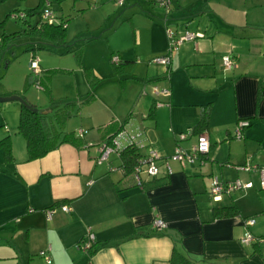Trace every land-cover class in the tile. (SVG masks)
Here are the masks:
<instances>
[{
    "label": "crops",
    "instance_id": "obj_1",
    "mask_svg": "<svg viewBox=\"0 0 264 264\" xmlns=\"http://www.w3.org/2000/svg\"><path fill=\"white\" fill-rule=\"evenodd\" d=\"M176 5L172 21L177 25L173 29L177 35L189 31L203 36L179 47L171 58L169 81L158 68L163 65L143 64L138 75L136 60L121 58L122 62H132L121 74L124 84L112 75L106 77L110 78L108 81H115L122 92L126 91L130 79L140 78L141 83L135 84L125 98L118 93L114 96L104 92V86L96 88V97L80 106L102 105L92 112L93 120L88 123L94 129L88 132L78 129L86 142L83 147L63 143L41 158L28 160L25 138L17 127L10 131L8 124L6 128V123L0 120V140L9 136L13 156L7 162L0 148V264H47L42 252L50 258L49 264H169L174 246L190 258V264H264V242L241 241L246 231L256 238H264V189L259 187L258 171L234 167L246 161L264 166V0H176ZM146 13L153 17H147L144 23L154 29L148 53L153 55L151 59L165 51L167 41L162 24L166 26V23L154 19L153 14L159 13L155 5ZM128 21L133 24L129 15ZM134 24H138L136 19ZM227 52L235 58V67L223 70L221 61L216 70L217 54ZM114 53L110 51V55ZM191 64L196 68L185 81L189 86L187 99L174 89L173 76L176 69H185ZM198 66L204 68L200 71ZM203 70L207 73L202 74ZM92 74L103 78L93 71ZM203 76L208 77L206 83H199L203 87H196L189 80ZM153 81L158 85L153 86L154 97L148 110L153 100L157 105L154 121L148 119L156 124L157 109L159 116L168 115L173 137L167 129L162 135L165 143L149 139L152 150L159 155L158 174L154 177L140 174L142 185L137 186L122 174L118 152L110 153L106 160L98 159L104 137L98 127L110 121L124 123L123 131L115 137L117 147L137 145L133 131H128L126 126L141 124L147 118L148 110L145 116L135 104L146 84ZM218 82L222 90L231 93L228 105L233 111L221 106L217 112L214 108L213 104L221 99V95L212 97L215 94L212 89ZM155 87L168 88L169 94L157 95ZM82 88L84 94L77 103L89 91L88 79ZM5 89L9 95H23L36 106L20 90L6 86ZM208 102L212 103L205 132L209 151L203 163L196 160L182 164L174 157L177 135H185L179 144L188 150L196 141L189 142L195 136L191 132L199 119L201 105ZM17 110L19 114V106ZM3 112L2 120L7 118L4 109ZM242 118H247L249 125L243 129L241 139H236L232 132ZM146 135L151 137V133ZM139 151L143 156L148 154L140 147ZM215 177L223 182L237 179L242 183L252 182V187L213 200L209 188ZM61 201H66L69 211H63L60 206L50 208ZM232 204L237 207L238 215H214L213 208ZM47 209H51L49 219ZM157 218L167 224V229H152L151 224ZM251 218L254 223L246 225L244 220ZM168 230L178 235L173 236ZM89 232L94 233L96 242L109 241L113 245L89 254L82 249Z\"/></svg>",
    "mask_w": 264,
    "mask_h": 264
},
{
    "label": "rangeland",
    "instance_id": "obj_2",
    "mask_svg": "<svg viewBox=\"0 0 264 264\" xmlns=\"http://www.w3.org/2000/svg\"><path fill=\"white\" fill-rule=\"evenodd\" d=\"M151 1L152 0H123V3L118 5L115 0H0V39L2 37L7 39L11 38L9 47L4 53L7 66L0 70L2 84L11 90H20L28 99L36 103L38 110L44 111L51 107L57 109L68 101L76 102L79 100L81 95L84 94L82 87L87 83L86 73L89 74V72L92 73L93 71L95 75L98 74V77H103V81L106 82L103 85H99L98 89L104 86L102 89L104 92L106 91V93L114 96L120 94L122 98H125L127 94L135 88V84L141 83V81H139L140 78L130 79L126 91L122 92L118 90L115 81H108L110 78L106 77L111 76L113 73V64L111 61L115 56H118L119 59L125 58L126 56L134 58L136 60L135 69L139 73L138 75L142 72L141 66L143 64H156L153 62V58L150 59L153 55L148 56L149 50L152 47L154 29L152 28L153 30H151L149 27L144 26L147 17L148 19L153 18L151 16L152 14L149 15L146 11L150 12L155 5L159 13L153 14L154 19H159L161 24L162 21L165 23L167 22L168 27L171 29H176L175 27H177L175 21H172L173 12L177 9L176 7H178L176 5V0H171L170 11L167 13V16H165V9L160 5L158 0ZM142 3L145 5H142ZM148 5H150V8L147 7ZM36 8L41 10L48 8L55 15V18L64 17L68 20L63 44L48 41L37 33H26L29 31L28 25L24 24V21L21 19L14 17V14L18 12H27ZM128 15L132 17L133 24L128 21ZM135 19L138 21V24H134ZM27 20L34 25L38 20V15L34 14L28 16ZM162 26L165 33L164 23ZM165 37L167 41L166 48L161 55L165 54L168 50L166 33ZM219 38L220 37H218L217 40ZM37 42L42 43V47L32 49V45ZM187 42L189 41L184 43ZM181 45L179 47H181ZM111 50L115 51L113 55H110ZM177 50H174L171 58L177 54ZM228 54V52L226 54H217V60H215L216 70H219L218 67L221 64L222 58L228 56ZM32 57H35L40 63V72H42V74L46 73L47 79H49L51 84L50 93L38 87L35 82L30 83V76L35 79L38 75L29 69V62ZM233 59L235 60V58ZM158 68L161 73L163 72V76H167V81H169L171 72L165 73V66H160ZM195 68L196 65L191 64V66L185 69H176V73L173 76L174 89L179 95L185 96L187 99L189 93L186 90L189 86L185 85V81H187L186 78L192 75L190 72ZM197 68L201 71L204 66H198ZM169 69L171 70V65H169ZM223 70L228 69L223 67ZM136 71L134 70V73H136ZM205 73H207V71L203 70L202 74ZM228 73L232 75L231 71ZM207 78L208 77L205 76L191 77L189 80L192 81V85L203 87L202 84L199 83H202V81L206 83ZM157 83L158 82L153 81L146 84L145 89L141 91L137 104H135L138 109H141L140 111H143L145 116L151 98L154 97L152 94L153 86L155 84L158 85ZM141 86L143 87V85ZM176 86L177 88H175ZM212 90L213 92L215 91L212 97H214V95H221V99H219L218 103L213 104L217 112H219V108L222 107L227 109V111H233V107L229 108L228 105V102L232 100L231 93L222 90V86L219 82L218 86ZM14 95H16V93ZM145 99H147V101H145ZM158 99L162 100L159 97ZM20 105L18 101L0 103V116L4 113V109L7 117L4 120H2V118L0 120L6 123V128L8 124L10 131L13 127H17L19 123L17 106L20 107ZM101 106L100 103H91L82 108L79 107V109L75 108L72 113L73 115L65 121L63 131H74L78 133L80 127L81 129H86V132L94 129L88 125V123L90 119L93 120L92 112H96V108ZM158 112L159 109H157L156 112V124L151 122L148 117H145V119L141 121V124L137 122L133 123V125L126 126L128 131H133L131 134L143 152H149L153 149L151 148L152 142L149 139H156L161 141V143H165L166 140H164L162 135L167 132V129L170 130L173 137L172 129L169 126L168 115L163 118L159 116ZM136 119L138 120V118ZM236 128L237 123L232 132L233 136L235 135ZM213 129L216 130L217 127L214 126ZM213 129H210V131L213 132ZM188 132L189 130L186 131V134H188ZM147 133H151L150 138L146 135ZM196 137V135L191 137L189 142L193 143ZM158 161V159L155 160L157 167ZM141 167L140 174L143 177H149L146 172L147 165L143 164ZM234 167L237 168L236 166Z\"/></svg>",
    "mask_w": 264,
    "mask_h": 264
},
{
    "label": "trees",
    "instance_id": "obj_3",
    "mask_svg": "<svg viewBox=\"0 0 264 264\" xmlns=\"http://www.w3.org/2000/svg\"><path fill=\"white\" fill-rule=\"evenodd\" d=\"M42 11L43 10L39 8L29 10L27 12L21 11L14 14V17L21 19L22 21H24V24L28 25L29 31L26 33H30V34L37 33L48 41L63 44L68 20L64 17H56V20H54L53 23H48L47 21L41 19ZM34 14L38 15V20L34 25H32L30 22H28L27 17ZM10 39L4 37L0 39V70L7 66V60L4 58V53L9 47ZM42 45H43L42 43L37 42L32 45V49L40 48L42 47ZM33 58L34 57H32V59ZM111 63L113 64V68H114V73L112 74V77L116 78V80L123 85L124 78L121 77V74L124 72L125 67L131 65L132 62L131 61L122 62L119 59L118 63L115 64L112 61ZM169 65L165 67L166 68L165 73L171 72V70L169 69ZM39 72L36 73L38 74L37 78L32 79L31 82L34 81L38 87L43 89L45 92L50 93L51 84L49 79H47L46 73L42 74V72L40 73ZM86 75L89 82V91L87 94H85V96L82 98V100L79 103L75 101H68L62 106H59L57 109H54L49 113H42L41 110L33 112L28 108H26L25 106H23L22 104L20 105L19 123L17 125V131L20 134H22V136L25 138L28 160H35L41 158L44 155H46L48 152L56 149L60 144L63 143H68L76 148H81L86 144V142L82 138V135H79L74 131L72 132L63 131L64 123L73 115L72 113L74 109L75 108L79 109L81 105L91 102L96 97V88L104 79V78H96L90 72L89 74L86 73ZM1 79H2V75L0 74V96L9 95V93L5 89V86L2 84ZM23 98L26 100L25 97ZM211 104H212L211 102H208L204 105H201L199 119L192 129L191 132L192 135L198 136L203 133L205 134L209 126ZM156 105H157L156 100H153L147 113V117L153 121L155 119ZM240 120H248V119L247 118L239 119L237 123ZM123 128H124V123H118L114 121H110L107 124L98 127V129L104 133L103 134L104 137L102 141L109 145H113V140L115 139L118 133L123 131ZM176 141H178V139H176ZM0 148L3 151L5 160L7 162L11 161L13 159V156L11 153L9 136L0 140ZM117 152L120 159L119 168L122 171V174L124 175L125 179H129V181L132 179L133 181L135 167L139 164V160L141 159V157H143V155L139 151V147L136 144L131 143L126 147H124L123 149L118 148ZM133 184L136 185L134 181ZM63 204H66V201L57 202L50 208L61 206ZM213 212L216 217H228L239 214L237 207L234 204L221 208H213ZM253 243L257 244L258 242H253ZM111 245L113 244L110 243L109 241L96 242L95 240H93L90 246L88 247L87 251L89 254H91L94 250H97L98 248L108 247ZM190 263H191L190 258L187 257L185 254L181 253L177 249V247L174 246L169 264H190Z\"/></svg>",
    "mask_w": 264,
    "mask_h": 264
},
{
    "label": "built area",
    "instance_id": "obj_4",
    "mask_svg": "<svg viewBox=\"0 0 264 264\" xmlns=\"http://www.w3.org/2000/svg\"><path fill=\"white\" fill-rule=\"evenodd\" d=\"M118 5H121L123 3V0H115ZM160 5L165 9V16H167V13L170 11V3L171 0H158ZM55 15L51 12L50 9L46 8L42 11L41 14V19L44 21H47L48 23H53L56 18L54 17ZM165 33L168 39V50L164 55L157 56L153 58V62L161 64L163 66H168L171 60L172 53L174 50H177L178 47L183 44L186 41H195L199 37H202L203 34L198 33V32H189L186 31L182 35H177L176 31L169 28L168 24L166 22L165 24ZM119 58L117 56L112 58V62L115 64L118 63ZM222 64L225 69H232L235 67V60L233 59L232 55L224 56L222 58ZM30 68L33 73H38L39 66H38V61L36 58L31 59L30 61ZM154 93L155 94H169V89H161L159 90L158 88H154ZM249 125L248 120H240L237 123V128L235 130V135L234 137L236 138H241L243 134V129L246 128ZM79 135H82V131L79 130L78 132ZM177 144L175 146L174 150V157L179 160L182 164H191L198 160L200 163L204 162V155L209 151L210 148V143L208 136L206 134H200L196 138V142L187 150L183 148L179 142L185 139V135L180 133L177 135ZM118 147L115 143V139L113 140V145L106 144L105 142L101 143L99 145V157L98 159L101 160H106L109 156L110 153L112 152H117ZM159 159V155L155 150H151L148 152L147 155H144L141 157L139 160V164L135 167L134 170V175H133V181L137 186L142 185V179L140 177V172L142 169V165L146 164V172L149 176H156L158 174V167L155 164V160ZM242 170L246 171H258L259 173V180L258 184L261 189H264V166H258L256 164H250L248 161H246L244 164L240 165L239 167ZM91 183V182H90ZM252 187V182L248 183H242L240 180H234L232 182H223L217 179L216 177L212 179L210 188H209V194L213 200H220L223 195H228L232 191L235 190H244L246 188ZM60 208L63 211H69L70 208L68 205H61ZM47 219L50 218L51 215V209L45 210ZM244 223L246 225H251L254 223V219H246L244 220ZM152 229L154 231H160V230H165L167 229V224L157 218L153 220L152 222ZM89 239L88 241L82 245L83 250H87L88 247L90 246L91 242L94 240V233L89 232L88 234ZM241 241L245 244H250L253 242H264V238H256L254 237L249 231H246L241 239ZM46 261L47 264L50 263V258L46 255V252L41 253Z\"/></svg>",
    "mask_w": 264,
    "mask_h": 264
},
{
    "label": "water",
    "instance_id": "obj_5",
    "mask_svg": "<svg viewBox=\"0 0 264 264\" xmlns=\"http://www.w3.org/2000/svg\"><path fill=\"white\" fill-rule=\"evenodd\" d=\"M30 80H32V76H30L29 78ZM31 82V81H30ZM6 101H18L20 104H22L23 106H25L26 108H28L29 110L36 112L38 111L36 106H33L31 103L27 102L22 96L20 95H8V96H0V103L2 102H6ZM51 110H44L42 111V113H49ZM169 234L173 235V236H177V232L174 230H168L167 231Z\"/></svg>",
    "mask_w": 264,
    "mask_h": 264
}]
</instances>
